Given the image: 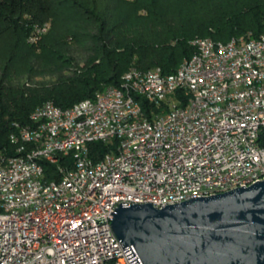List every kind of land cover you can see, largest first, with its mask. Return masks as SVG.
Masks as SVG:
<instances>
[{
    "label": "trees",
    "instance_id": "1",
    "mask_svg": "<svg viewBox=\"0 0 264 264\" xmlns=\"http://www.w3.org/2000/svg\"><path fill=\"white\" fill-rule=\"evenodd\" d=\"M164 3L170 4L169 0H0V30L12 38L7 62L12 63L14 54L22 52L23 72L19 75L29 79L32 73L51 71L50 77L55 78L50 85L34 88L0 79V152H11V136L27 127L32 113L44 103L67 109L94 99L105 88L122 87V76L132 68L172 75L194 55L191 41L195 37L227 43L264 35V0L236 1L217 19L196 18L198 14L187 18L178 8L175 18L163 9ZM71 47L86 53L81 67L70 55ZM48 62L54 68L42 67ZM3 67L9 68L5 63ZM176 96L185 102L180 92ZM135 98L149 118L152 111L168 110L165 104L153 108ZM116 147V140L94 142L88 147L89 156L97 162ZM70 162L63 157L59 164ZM43 168L46 182L58 180L55 165L43 163Z\"/></svg>",
    "mask_w": 264,
    "mask_h": 264
},
{
    "label": "built area",
    "instance_id": "2",
    "mask_svg": "<svg viewBox=\"0 0 264 264\" xmlns=\"http://www.w3.org/2000/svg\"><path fill=\"white\" fill-rule=\"evenodd\" d=\"M256 55L264 59V51ZM202 65L205 72L208 64ZM120 103L122 96L114 108ZM151 130L137 158L127 152L87 182L70 181L60 201L38 217L0 222V264H143L132 246L113 247L111 221L118 207L163 208L188 201L181 193L211 197L238 189L239 182L247 188L264 175V108L245 106L233 115H211L206 123L194 113L171 116V123ZM34 172H40L36 162L31 170L0 174V192Z\"/></svg>",
    "mask_w": 264,
    "mask_h": 264
},
{
    "label": "bare ground",
    "instance_id": "3",
    "mask_svg": "<svg viewBox=\"0 0 264 264\" xmlns=\"http://www.w3.org/2000/svg\"><path fill=\"white\" fill-rule=\"evenodd\" d=\"M191 46L195 49L194 55L172 75L131 69L122 77V88H105L94 99L67 109L50 102L38 107L30 117L32 125L11 136L10 154L19 155L18 159L0 152V174L22 168L31 170L34 162L39 164L40 172L18 179L17 186L0 192V222L38 217L49 205L60 201L70 181L87 182L125 157L127 152L129 158H137V148H142L143 141L152 138L151 129L171 123V116L191 117L194 113L199 123H206L211 115H233L245 106L264 108V59L259 60L256 55V51H264V35L250 41L233 39L227 43L196 40ZM192 63L195 65L185 67ZM202 64H208L205 72ZM179 92L185 102L177 98ZM121 96L120 109L114 108ZM135 97L142 98L153 108L165 104L168 110L162 109L158 114L152 111L149 118ZM114 140L117 141L115 152L97 162L90 158L91 143L109 144ZM63 157L71 159L69 165L59 164ZM43 163L56 166L58 180H44ZM263 180L264 175L252 179V185ZM238 188H246V182H239ZM229 191L232 190L218 194ZM192 198H197V191L181 193V200ZM174 204L179 203L163 204V207ZM111 241L113 247H121L112 230Z\"/></svg>",
    "mask_w": 264,
    "mask_h": 264
},
{
    "label": "water",
    "instance_id": "4",
    "mask_svg": "<svg viewBox=\"0 0 264 264\" xmlns=\"http://www.w3.org/2000/svg\"><path fill=\"white\" fill-rule=\"evenodd\" d=\"M111 229L143 264H264V180L160 209L118 207Z\"/></svg>",
    "mask_w": 264,
    "mask_h": 264
},
{
    "label": "rangeland",
    "instance_id": "5",
    "mask_svg": "<svg viewBox=\"0 0 264 264\" xmlns=\"http://www.w3.org/2000/svg\"><path fill=\"white\" fill-rule=\"evenodd\" d=\"M129 1H133V0H129ZM236 1H240V0H169L170 4L166 5V3H164L165 5H163L164 6L163 9L168 11V15L175 17V18L178 17V15H177L178 14L177 8H178L180 10L185 11V15H186L185 17H187V18L197 16L196 14H198L199 17H196V18L217 19V18H219V15L222 13V11H224L226 13L228 11V9L230 8V6L234 7V3ZM48 29H49V25L47 26V31H48ZM47 31L45 33H43V35H45L47 33ZM205 39H210V38L195 37L191 41V44H192V42H194L196 40H205ZM210 40H212V39H210ZM231 40H233V39H231ZM231 40H229V41H231ZM234 40H237V39H234ZM229 41H227V42H229ZM221 43H224V42H221ZM11 47H12L11 35L5 31L2 32L0 30V59L2 60L1 64H3V65H0V79L5 77V78H7V82H11L12 84H14L17 87H22L23 85H26V86H30L31 88L44 87V86L50 85V83H52L55 80L54 77L53 78L50 77L51 71H46L45 73H41V74L39 72L32 73V75L29 77V79L25 75H23V76L19 75L23 72L21 69L22 64H23V53L22 52L21 53L20 52L15 53L14 57L12 58V63H8L7 61H8V58L10 57V48ZM70 52H71L70 55L72 56L75 63H77V66L81 67L85 61L86 53L83 50L76 48V47H73V48L71 47ZM63 57L68 59V57L66 55H63ZM4 63L6 64V66L8 65V67H9L6 70L3 69ZM42 67H45L46 70H49L48 69L49 67L54 68L53 65L49 62L47 64L42 63ZM59 67H60V65H59ZM132 69H136V68H132ZM150 70H155V69H150ZM150 70H148V71H150ZM158 70H160V69H158ZM57 71H54L53 73L56 74ZM73 71L74 70H72V72ZM62 72H64V71H62ZM127 72H129V70ZM13 74H16V75L18 74L19 76L17 78L12 79L11 75H13ZM63 74L68 75V74H70V71H65ZM110 87H112V86H110Z\"/></svg>",
    "mask_w": 264,
    "mask_h": 264
}]
</instances>
